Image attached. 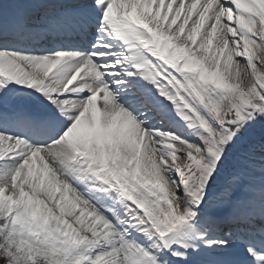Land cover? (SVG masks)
I'll use <instances>...</instances> for the list:
<instances>
[{"label": "snow or ice", "instance_id": "obj_1", "mask_svg": "<svg viewBox=\"0 0 264 264\" xmlns=\"http://www.w3.org/2000/svg\"><path fill=\"white\" fill-rule=\"evenodd\" d=\"M0 264H264V0H0Z\"/></svg>", "mask_w": 264, "mask_h": 264}, {"label": "bare ground", "instance_id": "obj_2", "mask_svg": "<svg viewBox=\"0 0 264 264\" xmlns=\"http://www.w3.org/2000/svg\"><path fill=\"white\" fill-rule=\"evenodd\" d=\"M214 43H215V41H214ZM202 54V53H201Z\"/></svg>", "mask_w": 264, "mask_h": 264}]
</instances>
